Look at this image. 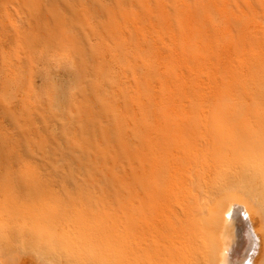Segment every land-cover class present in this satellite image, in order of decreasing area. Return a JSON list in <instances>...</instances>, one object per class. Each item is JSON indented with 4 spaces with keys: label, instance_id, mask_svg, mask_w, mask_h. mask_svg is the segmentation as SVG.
Returning a JSON list of instances; mask_svg holds the SVG:
<instances>
[{
    "label": "rangeland",
    "instance_id": "rangeland-1",
    "mask_svg": "<svg viewBox=\"0 0 264 264\" xmlns=\"http://www.w3.org/2000/svg\"><path fill=\"white\" fill-rule=\"evenodd\" d=\"M227 179L264 189V0H0V258L159 264L158 208ZM197 241L173 239L175 264Z\"/></svg>",
    "mask_w": 264,
    "mask_h": 264
},
{
    "label": "bare ground",
    "instance_id": "bare-ground-1",
    "mask_svg": "<svg viewBox=\"0 0 264 264\" xmlns=\"http://www.w3.org/2000/svg\"><path fill=\"white\" fill-rule=\"evenodd\" d=\"M171 182V180H168V183L162 187L165 197L170 196L171 191L175 188V185L173 186L170 184ZM234 182L235 181H229V179H227L226 182H224L225 187L220 190H215L212 186H208L207 199L205 201L201 199V202L199 201L196 205L193 204L194 206L191 207V213L185 212L180 219L177 218L174 211L168 213L162 206L158 208L159 239L161 240L160 247L162 251L159 264H175L176 254L174 251L170 250V244L175 237H180L184 232L191 235L194 234L198 240L196 244V249L200 257L198 264H225L224 258L227 247L224 238L225 235H229L232 227L234 228V223L239 216L247 222L249 228L254 229L252 232L255 236L248 247L243 264H263L264 189L262 188L259 192L260 197H258L257 200L254 198L249 199L230 185ZM258 187H260L259 184L255 188ZM185 190L187 191V189ZM198 195L202 197L201 194ZM238 233L240 235V232ZM114 241L116 240L114 239ZM89 247L93 248L92 246ZM30 251L31 254L14 255L5 259L0 258V264H48L42 259V256L47 259L50 258L53 264H66L49 249L31 245ZM36 253L39 254L37 255ZM109 254L110 251L105 249V247L99 251V255H104L106 258H109ZM93 256L94 255H91L90 257Z\"/></svg>",
    "mask_w": 264,
    "mask_h": 264
}]
</instances>
